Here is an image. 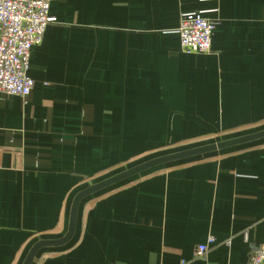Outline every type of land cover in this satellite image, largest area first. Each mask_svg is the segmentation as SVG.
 I'll list each match as a JSON object with an SVG mask.
<instances>
[{
	"label": "crops",
	"instance_id": "1",
	"mask_svg": "<svg viewBox=\"0 0 264 264\" xmlns=\"http://www.w3.org/2000/svg\"><path fill=\"white\" fill-rule=\"evenodd\" d=\"M49 1L55 20L31 52L30 96L0 92V264L62 238L88 186L264 130V0ZM190 12L216 21L210 53L181 48ZM263 218L260 139L85 197L72 239L32 264H249Z\"/></svg>",
	"mask_w": 264,
	"mask_h": 264
},
{
	"label": "built area",
	"instance_id": "2",
	"mask_svg": "<svg viewBox=\"0 0 264 264\" xmlns=\"http://www.w3.org/2000/svg\"><path fill=\"white\" fill-rule=\"evenodd\" d=\"M49 9V0H0V92L24 100L30 96L34 87V80L28 75L31 52L55 20ZM215 27L216 21L206 18L203 12L184 14L177 30L182 50L210 53ZM214 242L210 238L199 245L195 256L205 257ZM186 262L182 260L181 264ZM249 264H264V243L252 246Z\"/></svg>",
	"mask_w": 264,
	"mask_h": 264
},
{
	"label": "water",
	"instance_id": "3",
	"mask_svg": "<svg viewBox=\"0 0 264 264\" xmlns=\"http://www.w3.org/2000/svg\"><path fill=\"white\" fill-rule=\"evenodd\" d=\"M260 139H264V130H260L257 132H253L250 134L241 135L238 137L197 146L185 150H181L174 153H169L165 155H161L152 159H149L145 162H142L138 165H135L131 168H128L122 172H119L105 180H102L100 182H97L95 184H92L88 186L87 188L81 190L78 192V194L75 196L72 208H71V214H70V221H69V227L67 233L59 239H42L39 240L37 243H35L32 248L29 250L23 264H32L36 254L38 251L45 247V246H51V245H62L67 242H69L72 237L74 236L75 230H76V224H77V217H78V211L81 201L98 191H101L107 187H110L114 184H117L123 180L129 179L135 175H138L142 172H145L147 170H150L152 168L176 162L179 160L195 157V156H202L208 153H212L218 150H224L227 148L243 145L246 143L254 142Z\"/></svg>",
	"mask_w": 264,
	"mask_h": 264
}]
</instances>
